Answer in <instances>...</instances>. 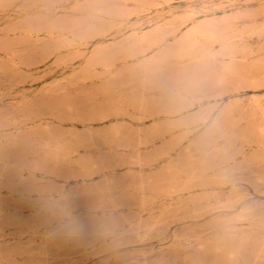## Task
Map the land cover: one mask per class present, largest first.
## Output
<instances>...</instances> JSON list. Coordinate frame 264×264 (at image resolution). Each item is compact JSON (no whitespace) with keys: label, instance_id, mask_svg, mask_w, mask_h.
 <instances>
[{"label":"rangeland","instance_id":"obj_1","mask_svg":"<svg viewBox=\"0 0 264 264\" xmlns=\"http://www.w3.org/2000/svg\"><path fill=\"white\" fill-rule=\"evenodd\" d=\"M0 264H264V0H0Z\"/></svg>","mask_w":264,"mask_h":264},{"label":"bare ground","instance_id":"obj_2","mask_svg":"<svg viewBox=\"0 0 264 264\" xmlns=\"http://www.w3.org/2000/svg\"><path fill=\"white\" fill-rule=\"evenodd\" d=\"M215 177H217V176H215ZM109 188V187H108ZM115 205V204H114Z\"/></svg>","mask_w":264,"mask_h":264}]
</instances>
